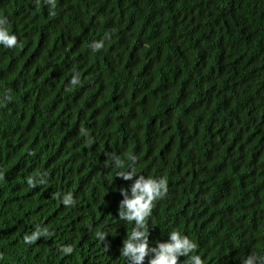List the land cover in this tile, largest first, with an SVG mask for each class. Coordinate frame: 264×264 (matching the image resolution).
Masks as SVG:
<instances>
[{
    "label": "trees",
    "instance_id": "16d2710c",
    "mask_svg": "<svg viewBox=\"0 0 264 264\" xmlns=\"http://www.w3.org/2000/svg\"><path fill=\"white\" fill-rule=\"evenodd\" d=\"M3 17L0 264H125L111 154L167 180L150 243L175 229L203 264L264 257V0H0ZM34 221L53 235L26 246Z\"/></svg>",
    "mask_w": 264,
    "mask_h": 264
},
{
    "label": "clouds",
    "instance_id": "9594fccd",
    "mask_svg": "<svg viewBox=\"0 0 264 264\" xmlns=\"http://www.w3.org/2000/svg\"><path fill=\"white\" fill-rule=\"evenodd\" d=\"M39 2L40 0H37V3ZM43 3L53 10L56 8V0H43ZM18 46V37L10 30L7 18H0V48L12 50ZM103 46V40L90 44L92 52H98ZM68 83L72 87L80 86L82 83L80 72H73ZM84 135L87 137V131H84ZM109 159L116 169L114 178L130 182L126 186L121 185L113 189L118 191L121 197L118 201L116 216L121 222L132 225L130 234L122 240L119 248V254L124 258L125 264H181V258H187L188 264H203L201 256L196 254L197 243L179 230L167 232L166 238H163L164 233H161V238L150 243V228L147 222L152 216L155 202L163 199L167 194L166 178L137 174L134 155L128 156L127 170L117 155L111 154ZM47 180V172H37L26 177V183L30 188L44 185ZM53 199L60 200L65 207H72L76 203L71 192L54 193ZM52 235L48 227L34 221L32 229L24 232L22 239L26 246H30L41 238L47 239ZM106 237L105 231L96 233V238L104 243L105 249H109L110 242L106 240ZM60 251L63 254H71L73 247L62 246ZM241 264H264V257H258L252 252L242 259Z\"/></svg>",
    "mask_w": 264,
    "mask_h": 264
},
{
    "label": "bare ground",
    "instance_id": "6f19581e",
    "mask_svg": "<svg viewBox=\"0 0 264 264\" xmlns=\"http://www.w3.org/2000/svg\"><path fill=\"white\" fill-rule=\"evenodd\" d=\"M133 74V73H132Z\"/></svg>",
    "mask_w": 264,
    "mask_h": 264
}]
</instances>
